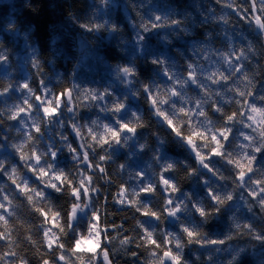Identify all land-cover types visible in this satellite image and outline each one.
I'll list each match as a JSON object with an SVG mask.
<instances>
[{"label": "clouds", "instance_id": "obj_1", "mask_svg": "<svg viewBox=\"0 0 264 264\" xmlns=\"http://www.w3.org/2000/svg\"><path fill=\"white\" fill-rule=\"evenodd\" d=\"M123 2L130 13L110 0H48L70 23L46 58L28 43L23 74L0 36V96L20 97L0 108L19 123L0 137L15 157L0 158V264H264V0H216L257 37L239 32L241 44L221 29L226 48L189 28L195 16L177 15L175 0ZM19 6L35 12L44 0ZM156 33L170 50L145 56ZM136 154L142 168L129 163ZM109 204L132 223L108 224Z\"/></svg>", "mask_w": 264, "mask_h": 264}, {"label": "trees", "instance_id": "obj_2", "mask_svg": "<svg viewBox=\"0 0 264 264\" xmlns=\"http://www.w3.org/2000/svg\"><path fill=\"white\" fill-rule=\"evenodd\" d=\"M20 2L21 0H0V36L4 37V46L8 47L11 55L15 57L12 62V67L17 68L20 73L23 74L26 70L25 61H27L29 58L27 46L28 43L31 42L32 46L34 47L38 42L40 51L45 56V58L47 57L50 46H52L54 52L60 51L61 44L56 43L55 45H52L51 38L54 35H62L63 29L58 27V25L63 24L65 28H68V24L70 23V21L67 20L68 11L66 9L58 7L55 10H50L48 7V0H44L43 8H37L35 12H32L29 9H21L19 6ZM33 2L36 3V0H33ZM84 2H86V0H73L74 5ZM158 2L163 7V5L167 3V0H158ZM175 2L180 6V10L176 13L177 15H185L186 12H191L195 16V21H193L190 17L186 20L187 26L189 28L195 29L201 36L205 30L213 32L214 39L212 43H214L217 48L227 47L226 38L217 35V33L221 31V29H224L227 33L231 34L234 37L235 41H238L241 44L244 43V40L240 35H237V33L239 32H243L247 36L253 39H257V37H255L253 33L249 31V26L245 24L244 20H242L231 9L224 8L221 6V4L216 3V0H175ZM239 2L244 4L245 6H247L248 4V0H239ZM110 4L112 11H120L121 8H123V10L128 11L129 13L131 12V9L128 8V5L125 4L123 0H110ZM210 9H214V11H210ZM164 10L171 12L170 7H166L164 8ZM249 11H251V9H249ZM225 12L228 13V15L231 17V27L222 25L220 23L213 24L211 22V17L221 15ZM201 13L206 14L207 20L202 17ZM118 19H120L122 22V17H118ZM14 22L17 23L18 28L21 24L25 25V27L17 31L6 33L4 31L5 24ZM28 22L34 23L36 26L35 31L32 33L28 32ZM197 24L201 25L202 27L196 28ZM125 27H127V25H125ZM70 30L71 29H69V31ZM75 30L79 31L78 28H76ZM164 31L168 32V34L171 35L172 31H179V29H172L171 31L165 29ZM158 37L159 33H156L155 37L151 34L149 35V42L145 44V56L157 54L163 55L166 53V50H170L168 45L164 44L163 41H159V43H157ZM181 38L183 39L182 34ZM64 43H67V41H65ZM127 47L129 48V54L135 52V44H131ZM8 70V68L0 64V77L8 72ZM33 84H36L35 77H33ZM37 91H39L38 88ZM19 98V95L13 89L10 95L0 96V108H5L7 105H10L14 101L19 100ZM130 103L132 104V106H137L140 102L136 101L134 98H130ZM16 128H19L18 121H8L4 119L3 116H0V137H7L8 140L13 139V132ZM9 129H11V131ZM65 130L67 131V129ZM16 138L18 139L19 137ZM70 138L72 137L70 136ZM72 139L74 146H76L75 139ZM0 145H3V148L0 149V158L8 156L15 159L13 153L9 151L8 143L5 139H0ZM135 147L136 144L135 142H133L131 145V150L134 153ZM114 151L117 157L121 159L123 158V150L117 148ZM173 154L176 153L174 152ZM165 158H167V149L165 150ZM262 159H264V154H262ZM60 163L67 166L68 160L66 154L61 157ZM129 163L132 167L142 168L144 166V157L140 154H136L134 159ZM2 179H5V177L0 174V180ZM185 187L191 188V185L186 184ZM192 190L194 192L203 191L199 188H193ZM54 199L57 202H60L63 198L60 196H55ZM106 215L108 224L122 223L127 226L132 223L131 219L126 218L131 217L132 214L130 212H128L127 210H125L124 212H120L119 210H116L115 207L111 204L108 205ZM22 216L25 219L31 220L33 223H35L38 219V217H36L34 214H30L27 209L24 210ZM83 219L84 218L81 217V220ZM145 222L148 223L149 226L154 223L148 220H146ZM36 235H39V231H37ZM124 264H128V262L125 261Z\"/></svg>", "mask_w": 264, "mask_h": 264}]
</instances>
